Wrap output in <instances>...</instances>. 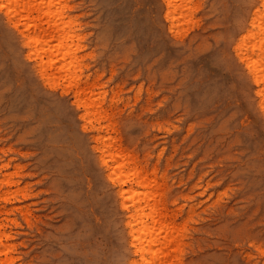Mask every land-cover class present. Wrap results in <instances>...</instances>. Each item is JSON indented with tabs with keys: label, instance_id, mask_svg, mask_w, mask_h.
<instances>
[{
	"label": "rangeland",
	"instance_id": "374dc122",
	"mask_svg": "<svg viewBox=\"0 0 264 264\" xmlns=\"http://www.w3.org/2000/svg\"><path fill=\"white\" fill-rule=\"evenodd\" d=\"M198 1L169 30L160 0H71L82 82L97 87L106 136L157 181L180 238L167 264H264V115L229 55L249 3ZM36 77L0 19V182H17L0 222L14 264H128L94 135L63 88Z\"/></svg>",
	"mask_w": 264,
	"mask_h": 264
},
{
	"label": "bare ground",
	"instance_id": "6f19581e",
	"mask_svg": "<svg viewBox=\"0 0 264 264\" xmlns=\"http://www.w3.org/2000/svg\"><path fill=\"white\" fill-rule=\"evenodd\" d=\"M71 0H0V19L16 37L24 59L31 64L36 78L51 87H62L63 94L79 111L84 128L94 135L96 161L101 176L113 188L115 205L121 210L122 242L129 252L128 264H167L168 249L179 246L180 238L156 203L157 181L137 165L132 148L120 149L113 137L106 112L96 98V85L82 82L86 69L82 51L81 25L72 16ZM196 0H160L159 9L165 28L172 30L178 20L187 22L195 14ZM202 8L200 0L198 1ZM238 21L230 47L238 74L254 105L264 115V0H248ZM189 18V19H188ZM3 175L0 199L17 182ZM18 192H16L17 194ZM11 194V193H10ZM9 203V201H5ZM0 222V264H14L15 247L5 242L10 236Z\"/></svg>",
	"mask_w": 264,
	"mask_h": 264
}]
</instances>
